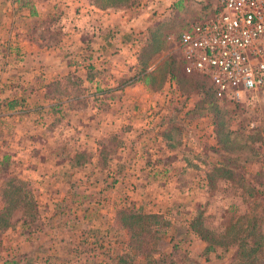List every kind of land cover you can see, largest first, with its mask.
<instances>
[{
	"label": "crops",
	"instance_id": "0c3cea01",
	"mask_svg": "<svg viewBox=\"0 0 264 264\" xmlns=\"http://www.w3.org/2000/svg\"><path fill=\"white\" fill-rule=\"evenodd\" d=\"M141 7L0 0V108L7 114L21 110L15 119L21 126L13 130L17 153L35 164L21 172L38 179L33 182L40 194L53 202L88 210L94 204L111 209L112 216L126 196L142 198L184 166L165 120L172 84L150 86L157 63L152 60L141 72V50L151 36ZM79 154L85 158L78 163L73 158ZM66 173L85 175L72 203V189L55 177ZM94 175L111 182L92 183Z\"/></svg>",
	"mask_w": 264,
	"mask_h": 264
},
{
	"label": "rangeland",
	"instance_id": "374dc122",
	"mask_svg": "<svg viewBox=\"0 0 264 264\" xmlns=\"http://www.w3.org/2000/svg\"><path fill=\"white\" fill-rule=\"evenodd\" d=\"M141 6L147 13L145 17L150 20L151 36L149 46L141 54L140 65L147 66L151 60L157 62L150 77L152 88L159 87L165 80L172 84L168 88L165 120L174 150L182 151V159H179L183 168L169 174L168 181L153 184L144 191L142 198L140 195L136 197L135 193L126 196L128 199L114 209L112 216L111 209L106 211L94 204L88 210L80 205L53 202L51 196L46 198L40 194V185L33 182L38 179L21 172L23 166H29L27 163L35 165L29 160L25 163V158L17 153V133L13 130L21 126L15 122L21 110L7 114L0 108V264L11 257L16 264H113V259L116 264H129L136 250L132 248V241H126L124 232L115 222V211L120 208H127L131 214L162 217L167 229L164 228V237L161 236L164 239L160 241L157 237L155 245L158 247L164 241V251H170V246L175 245L172 251L175 257L182 259L187 253L186 261L197 262L200 260L194 258L200 254L202 245L191 234L181 238L186 229L183 221L200 210L204 218L202 228L216 234L215 225L220 215L228 206L234 205L237 212L256 219L263 236L261 247L264 254V109L252 103L217 100L211 102V106L202 103L209 101L203 94L204 90L210 89L208 82L184 75L176 47L166 41L167 36H176L188 24L209 17L216 0H139L131 9ZM8 53L12 54V51ZM31 121L30 118L27 122ZM84 158L79 154L73 160L79 163ZM103 163L104 158L101 159ZM213 170L224 172L227 179L220 181L219 176H213L212 190L207 191L205 176ZM61 174L55 177H60V184H67L72 189L69 194L72 203L80 196L77 192L85 184L82 180L85 175L66 173L64 178ZM107 178V175H94L91 181L110 183ZM41 183L45 185V181ZM13 189L20 193L28 191L33 198L34 207L26 209V217L20 209L12 206L9 198L14 196ZM46 192L53 195L54 191ZM93 193L90 196L95 198L96 192ZM2 208L7 210L2 211ZM150 229L162 230V227L151 221ZM142 237L146 245L153 243L149 235ZM138 246L143 247L142 244ZM140 258L138 255L133 261L140 262ZM228 259V254L222 258L212 257L209 264H227Z\"/></svg>",
	"mask_w": 264,
	"mask_h": 264
},
{
	"label": "built area",
	"instance_id": "2783aa9c",
	"mask_svg": "<svg viewBox=\"0 0 264 264\" xmlns=\"http://www.w3.org/2000/svg\"><path fill=\"white\" fill-rule=\"evenodd\" d=\"M216 6L166 41L176 47L182 73L205 79L215 100L264 109V0Z\"/></svg>",
	"mask_w": 264,
	"mask_h": 264
},
{
	"label": "trees",
	"instance_id": "16d2710c",
	"mask_svg": "<svg viewBox=\"0 0 264 264\" xmlns=\"http://www.w3.org/2000/svg\"><path fill=\"white\" fill-rule=\"evenodd\" d=\"M89 1L100 9L110 10L133 8L134 5H137L139 0ZM143 51H145V45L141 50V54H143ZM141 67L143 68L141 72L146 69L145 64H141ZM203 94L209 101L206 102L204 100L202 103L211 106V102L215 100L212 92L207 89L204 90ZM260 167H263V164H261ZM226 175L227 174L224 175V172L222 173L218 170L217 172L213 170V172L207 173L204 187L208 189L207 191L212 190L213 176H219L220 181H222L227 179ZM11 191L14 196L11 198L9 194L10 191H8L7 195L10 196L9 199L12 202V206L14 209H20L22 214L26 217V209H32L34 207L31 194L28 191L20 193L18 189H13ZM199 208L200 205H198V209ZM1 210L6 211L7 209L2 208ZM115 213L117 216L115 222H117L118 227L124 232V238L127 242L129 241L131 243L132 241V248L136 250L129 264H180L181 262H187V264H209L210 258H222L227 254L229 256L227 264H264V254L261 247V239L263 236L259 233L256 219H253L254 217H248L246 213L237 212V207L234 205L228 206L224 214L220 215L219 222L215 225L218 230L216 234H212L213 230L207 231L205 228H202L204 218L200 210L196 212L195 216L189 217L186 221H183L186 229L181 233V238L187 234H191L197 238L202 245L200 254L194 258L195 260H200L197 262L192 260L186 261V258H188L187 253L182 255V259L175 257L174 253H172V251L175 250V245L170 246V251H164L166 246L164 241H162L158 247L155 245L157 243V237L160 241L164 239V228L167 229L166 223L163 221L164 219L162 217H158L157 215L131 214L127 208H120L115 211ZM151 221H153L155 226L159 223L162 230H151ZM143 235H149L153 243L148 242L147 245L143 243ZM161 236H163V239ZM168 242L169 241H167V244ZM138 244H142L143 247L140 249ZM138 255L141 257V261H133ZM12 258L13 257L3 260L1 264H16L15 259ZM116 262L113 259V264H116Z\"/></svg>",
	"mask_w": 264,
	"mask_h": 264
}]
</instances>
